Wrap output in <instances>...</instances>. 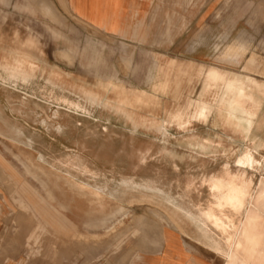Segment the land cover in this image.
Listing matches in <instances>:
<instances>
[{
    "label": "rangeland",
    "instance_id": "374dc122",
    "mask_svg": "<svg viewBox=\"0 0 264 264\" xmlns=\"http://www.w3.org/2000/svg\"><path fill=\"white\" fill-rule=\"evenodd\" d=\"M54 10L50 14L38 9V16L32 14L34 17L21 19L13 12L10 18L0 17V25L5 23L9 31V41L0 34V60L10 62L8 73L4 75L8 77L6 83L13 87L0 83V109L9 120L21 123L23 139L29 137L33 141V148H29L16 145L0 135V164L7 169L25 171L14 153L23 160L26 156L35 158L38 151L47 160L65 156L69 160L74 159L75 164H79L78 156H82L91 169L81 172L96 185L86 193L74 188V196L76 200L81 199L80 207L85 198L89 203L88 206L85 204L89 214L97 202L104 201L111 192L118 196L122 195L123 189L136 192L131 186L125 188L124 179L135 184L153 181L159 188L153 193L171 194L178 201L179 193L187 185H194L191 197L195 203L202 204L209 200V195L224 198L230 189L228 214L235 233L228 241L220 235L218 240L210 239L216 249L208 250L190 242L184 233H175L185 238L188 250L198 249L204 254L212 251L214 257L217 255V264H260L264 237H261L251 262L240 250V238L244 237L243 223L253 209L264 216V208L260 204L264 205V164L243 169L239 158L245 150L255 160L260 155L264 156V59L257 55L264 50L259 45L257 51L248 50L244 44V52L239 54L236 53L238 42L229 47L225 44L219 49L211 48L212 29L219 24L226 27L227 20L233 26H242L244 13L239 12L229 19L219 16L213 19V25L212 19L208 20L196 33L191 28L186 43L177 44L182 48L141 49L135 43L106 35L82 23L61 1L59 8ZM252 20L258 24L259 19ZM225 35L220 34L219 39ZM30 41L34 44L29 50L27 45ZM192 46L195 49L189 52ZM188 64L196 69L217 67L220 77L223 75L225 80L229 75V85L233 84L242 91L245 89L246 95L260 99L258 114H255L256 105L249 97L245 100L249 101V113L237 110L231 115L222 114L229 109L227 92L223 87L218 99L204 98L206 84L203 75L193 77L190 90L185 88L179 93V66ZM152 69L162 80H170L172 91L152 90L148 84ZM61 73L72 83L61 82ZM108 78H116L122 85V102L119 103L114 86H107ZM73 83L80 89H76ZM84 88L91 90L87 100L82 95ZM149 95L157 100L154 105L145 103ZM43 96H48L58 105L46 101ZM137 100L139 106L135 105ZM218 101L226 106L223 112L215 108ZM21 102L36 109L37 122L27 121L12 111V104L18 106ZM185 103L188 105L186 113L181 112ZM203 103L207 104L208 111L202 114L203 120H197L191 114L195 107H203ZM49 127L52 130L48 131ZM67 133L69 138H66ZM79 142H83L84 147ZM1 153L10 160L11 166ZM44 166L45 170L52 168L49 161H45ZM42 170L30 169L26 174L30 180L38 182L32 175H38ZM56 176L55 182L61 185V173ZM38 193L43 196L47 193L39 182ZM138 204L123 203L128 215H118L106 225H100L101 221L96 219L101 216L97 210L89 215L90 248H129L131 240L142 233H153L156 240L161 237L168 239L173 234L156 215L155 212H160L156 205L143 203L139 207ZM115 206L116 203L109 202L106 210ZM211 206L219 214L227 212L226 204L217 199ZM157 224L158 227L155 226ZM75 233L77 236V231Z\"/></svg>",
    "mask_w": 264,
    "mask_h": 264
},
{
    "label": "crops",
    "instance_id": "0c3cea01",
    "mask_svg": "<svg viewBox=\"0 0 264 264\" xmlns=\"http://www.w3.org/2000/svg\"><path fill=\"white\" fill-rule=\"evenodd\" d=\"M59 1L63 2L71 15L82 23L106 35L135 43L141 49L182 48L177 44L186 43L191 28H194L196 33L208 20L212 19L213 25L214 18L220 16L229 19L243 12L245 21L242 26L240 24L233 26L227 20L226 27L219 24L212 29L211 48L219 49L225 44L229 47L238 42L236 47L239 50L236 53L239 54L244 52L242 50L245 48L244 44L248 50L257 51V45L264 50V0H0V17L10 18L12 12L20 19L34 17L38 16V9L53 14L54 9L59 8ZM246 18L251 20L246 21ZM254 18L259 19L258 24L254 23L252 20ZM4 24L0 25V34H4L9 41L7 36L9 31ZM220 34L226 35L220 40ZM156 43L166 45L159 46ZM33 44V41H30L27 48L32 49ZM191 48L189 52L195 49L194 46ZM257 55L264 59V51L258 52ZM9 67L10 62L0 60V83L8 87H10L6 83L8 77L4 74L8 73ZM179 67L181 68L179 93L185 88L189 91L193 77L203 75L206 84L204 98L218 99L223 87L227 92L229 109L224 111L226 106L221 101L215 105L220 112L224 111L222 114L231 115L230 113H236L237 110L243 114L249 113V101H245L249 95H246L245 89L242 91L233 84L229 85V75H226V80L223 75L220 77L217 67L196 69L192 64ZM59 80L72 83L63 73L59 74ZM170 83L169 79L159 78L155 69L150 72L148 84L153 91L167 93L171 90ZM73 84L76 89H80ZM106 84L108 87L114 86V93L119 97V103L122 102L124 94L118 80L108 78ZM90 91L83 89L82 95L86 100ZM42 98L55 103L48 96ZM249 99L256 105L257 115L261 101L253 95ZM156 102L154 96L149 95L145 103L150 106ZM138 104L137 100L135 105L139 106ZM186 105L181 112L186 113L185 109L188 107ZM203 105L195 107L191 114H194L197 120H203L202 114L208 111L207 104ZM246 105L248 109L245 110ZM1 154L5 162L11 166L10 160ZM239 161L243 169L260 167L264 164V156L260 155L255 160L251 155H247L245 150ZM53 193L57 202H49L38 207V182L30 180L23 169H7L0 164V264H217L216 254L214 257L212 251L204 254L202 250H188L185 238L177 233L170 234L168 239L161 237L157 240L153 233H142L131 240L129 248L91 249L89 210L85 208V204L88 206L89 203L83 198L80 207L81 199L76 200L74 191H70L69 188L66 191L56 189ZM60 194L63 197H60ZM59 199L62 202L59 203ZM64 199L66 209L58 205L61 203L64 205ZM38 209L42 212L38 213ZM53 218L66 219V223L61 228L58 225L53 226ZM75 231L78 233L77 236ZM156 241L159 242L158 246Z\"/></svg>",
    "mask_w": 264,
    "mask_h": 264
},
{
    "label": "bare ground",
    "instance_id": "6f19581e",
    "mask_svg": "<svg viewBox=\"0 0 264 264\" xmlns=\"http://www.w3.org/2000/svg\"><path fill=\"white\" fill-rule=\"evenodd\" d=\"M45 100L48 101L47 99ZM12 111L20 115L27 121L37 122L36 109L26 107L23 102H21L18 106H15L13 103ZM22 111H24V113ZM50 130L52 129L49 127L48 131ZM22 134L23 132L21 130V123L9 120V118L4 116L3 111L0 109V135L16 145H23L25 147L33 148L32 139L29 137H25V139H23ZM58 134H60V132ZM66 138H69L68 133L66 134ZM79 143L82 147H84L85 144L83 142ZM28 153L30 155V152ZM14 156L24 166L25 172L29 171L30 169H43L41 173H38V175H32L33 177H35V179L38 180L42 189L47 192L44 196L38 193V207L45 206L46 203L49 202H57L55 194L52 193V191L56 189L64 191L69 188L70 191H74V188H79L81 192L86 193L88 192L89 188L96 185L89 177H87V175L81 172V170L88 171L89 169H91L82 156H78V159L80 161L79 164H75L74 159L69 160V158L65 156H54L52 157V160H47L45 155H41L40 153H38V151L35 158L26 156L25 159L22 160L19 154L14 153ZM45 161H49L50 165L52 166L51 169L45 170ZM141 161L142 159L140 160V162ZM57 173H61V177L59 178L60 183H62L61 185H57V182H55ZM123 181L125 184V188H129L131 186V189H135L136 192H127L126 189H123V193L121 196H118L111 192V194L108 195L104 201H98L95 208L92 209L89 215H93L95 210H97L101 215L100 217L96 218L99 220V222L101 221L100 225H106L108 221L115 219L118 215H121V217L127 216L128 209L125 205H123V203H127L129 205L136 203L142 205L143 203H147L156 205L158 209H160V212H155L156 215L159 217L161 222L168 225L173 233H175L176 231H178L180 234L184 233L185 236L190 238V242L203 247V249H216V246L213 245V241L210 239L218 240L217 236L220 235L224 240L228 241L235 233L231 222L232 219L228 214V209L231 208V204L229 202V196L231 192L230 189L226 191L227 196L224 195V198L220 199L209 195V200L206 203L202 204L195 203V201L191 197L190 193L192 192L194 185H187L185 189L179 193L180 201H178L177 199L173 198L171 194H165V196H162L153 193L154 190L159 189L154 185L155 182L153 181L148 180L139 184H135L132 180L127 179H124ZM160 191L164 192V190ZM89 192L92 194L91 191ZM215 199H217L220 203L226 204L227 212L225 211L224 214H219L218 211H216V209L211 206V203ZM109 202L116 203V206L107 211V204ZM260 204L264 208V205L262 203ZM58 205L63 209H66L67 207L63 204ZM137 218L139 219V217ZM52 222L53 224L58 225L60 228L66 223L64 222V220H56L55 218H53ZM155 226L158 227V224ZM152 227H154V225ZM154 228L156 229V227ZM159 228H161V226ZM65 229L67 230L66 227ZM162 229H164V227ZM243 233L244 237L240 238V241L242 243V247L240 250L246 257H248L249 261L251 262L257 251L261 237H264V216L253 209L250 212L249 218H247L243 223ZM162 239H167V237H162ZM203 242H207L208 244H205ZM260 264H264V254L262 262Z\"/></svg>",
    "mask_w": 264,
    "mask_h": 264
}]
</instances>
